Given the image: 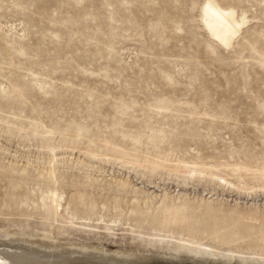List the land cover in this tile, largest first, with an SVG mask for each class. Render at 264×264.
I'll list each match as a JSON object with an SVG mask.
<instances>
[{
    "label": "rangeland",
    "instance_id": "rangeland-1",
    "mask_svg": "<svg viewBox=\"0 0 264 264\" xmlns=\"http://www.w3.org/2000/svg\"><path fill=\"white\" fill-rule=\"evenodd\" d=\"M205 1L0 0V240L264 264V0Z\"/></svg>",
    "mask_w": 264,
    "mask_h": 264
},
{
    "label": "bare ground",
    "instance_id": "bare-ground-1",
    "mask_svg": "<svg viewBox=\"0 0 264 264\" xmlns=\"http://www.w3.org/2000/svg\"><path fill=\"white\" fill-rule=\"evenodd\" d=\"M247 18L239 17L233 7L222 6L217 0H206L201 6V20L207 30L224 46H231ZM106 252L89 251L68 245H42L14 240H0V264H134L122 259L118 263ZM119 258V257H118ZM129 259V258H128ZM114 260V261H111Z\"/></svg>",
    "mask_w": 264,
    "mask_h": 264
}]
</instances>
